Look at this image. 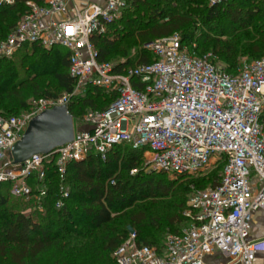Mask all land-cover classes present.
Listing matches in <instances>:
<instances>
[{"label": "built area", "instance_id": "built-area-1", "mask_svg": "<svg viewBox=\"0 0 264 264\" xmlns=\"http://www.w3.org/2000/svg\"><path fill=\"white\" fill-rule=\"evenodd\" d=\"M72 1H26V11L0 38V58L24 46L63 47L74 81L68 93L32 99L17 114L0 113V185L8 184L29 214L43 209L49 171L58 178L54 206L60 208L69 197L68 165L90 155L104 161L119 146L139 150L147 169L172 177L206 175L223 161L214 186L190 193L179 232L167 233L156 247L138 242L132 231L112 256L117 264H204L217 252L235 263L255 264L249 230L252 212H264V58L242 60L230 73L211 53L196 54L194 44L173 34L145 43L151 62L99 61L92 36L105 34L130 0L82 7ZM88 87L114 99L103 109L87 110L70 141L20 162L12 159L11 147L34 116L53 106L67 109Z\"/></svg>", "mask_w": 264, "mask_h": 264}, {"label": "trees", "instance_id": "trees-1", "mask_svg": "<svg viewBox=\"0 0 264 264\" xmlns=\"http://www.w3.org/2000/svg\"><path fill=\"white\" fill-rule=\"evenodd\" d=\"M26 1L42 3V0H14L12 4L0 5V38L26 11ZM160 1L164 2L162 9L153 0H130L122 11V19L108 24L105 34L92 36L97 59L108 61L111 53L127 56L130 45L116 43L134 33L139 44L180 32L183 44H194L196 54L212 49L230 73L236 72L241 55H264V0H224L214 5H209L208 0ZM147 12L150 16L147 20L130 18L132 14ZM118 22L127 29V35L119 33L122 24ZM195 30L200 34L191 43ZM111 33L112 39L108 37ZM211 34L225 39L211 44L208 41ZM153 60L148 49H138L123 65ZM43 75H51L63 93L71 91L74 81L68 73L67 51L63 47L24 46L11 57L0 58V113L12 115L15 102L19 111L25 109L28 104L19 99L23 94L19 88ZM34 93L37 98L59 96L49 91L34 90ZM114 96L103 89L88 87L83 95L69 102L67 110L72 117L79 118L85 108L103 109ZM141 160L139 150L119 146L104 161L90 155L83 161L70 163L66 176L69 197L60 208L54 206L58 178L49 171L43 209L29 214L19 210L20 201L9 194L8 184H1L0 257H7L12 264H117L112 252L127 236L125 227L135 225L138 242L160 247L165 224L173 227L172 232H179L178 226L186 224L182 212L190 185L200 189L206 183L214 186L224 164L220 161L208 175L165 181L161 172L131 175L129 170L138 168ZM158 197L167 200L156 202ZM146 199L149 202L143 203ZM118 217L121 221L115 222ZM144 225L151 230L147 236L140 231Z\"/></svg>", "mask_w": 264, "mask_h": 264}, {"label": "rangeland", "instance_id": "rangeland-1", "mask_svg": "<svg viewBox=\"0 0 264 264\" xmlns=\"http://www.w3.org/2000/svg\"><path fill=\"white\" fill-rule=\"evenodd\" d=\"M152 3H156L158 5V8H160V9L165 7L164 6V2H161L160 0H153ZM155 7H156V5H155ZM152 9H153V7H152ZM122 16H123V13L121 12L119 17H118V19H122L123 18ZM149 17H150L149 16V12L141 13V14L140 13L139 14L135 13V14L130 15V18L131 19H135L136 21H142L144 19L147 20V19H149ZM118 23H120V22H118ZM120 24H122V23H120ZM119 29L120 30H118V31H119L120 34L127 35V33H126L127 29L125 30V28H123V24L120 26ZM173 34L178 35L181 38L180 32H176V33H173ZM199 34H200L199 30H195L193 32V35L191 37V43L195 42V39H196V37ZM112 35H113L112 33L108 34V37H110V39H112L113 38ZM224 39H225V36H215L214 34H211L209 36V38H208V41L211 44H216L217 41H223ZM145 43H147V42H145ZM145 43H139L138 44L136 33H134L132 36H124L121 41H118V43H116V45H121V44L122 45H127V46L130 45V48L127 49V56L114 55L113 53H111V55L108 57V61L112 62V63H120V62L124 63L126 61V59L128 57L134 55L136 53V51H138V49H146L145 48ZM205 53H211L212 57L214 58L215 61L218 62V64L222 65L223 67L225 66L224 62L219 58V55L217 53H213L212 49H208V50L202 52L201 54H205ZM260 58H264V55L258 56L256 54H252V55H247L246 54V55H241L239 57L240 63L242 62V60L251 61V60L260 59ZM136 63H134V64H136ZM25 85L26 86H24L22 88H19L23 92L22 97H20L19 99L20 100H25L27 104L30 103V101L32 99L37 98L35 96L36 94L34 93V90H37L39 92L49 91V92L54 93L56 95H62L63 94V91L57 86L55 80L51 77V75H43V76L38 77L35 80H29L28 83H26ZM85 109H84L82 115L87 111ZM18 111L19 110H18V107H17V102H15L14 106H13V110H12L11 113L14 114V112L16 113ZM0 112H2V111H0ZM82 115L79 118H73V126H74L75 131L80 126V123H79L80 121L79 120L81 119ZM141 158H142L141 163H139L138 168H135V169H137V172L135 174H141L140 176H143L145 174L150 175L153 171H151V170L146 168L145 160H144L145 158H143L142 154H141ZM210 172H208L206 175H208ZM164 175H165L164 176L165 181H167V180L168 181H183V180L189 178V177H172V176L166 175L165 173H164ZM192 177H195V176H192ZM180 179H182V180H180ZM191 185H190V189H189L190 191L186 194L185 208H186L187 200H188V197H189L190 193L192 191L200 189V188H193V186H191ZM208 187H209V184L206 183L204 188H208ZM201 189H203V188H201ZM165 200H167L166 197H158L157 200H155V201L156 202L157 201L162 202V201H165ZM145 202H149V201L146 199V200H144L143 203H145ZM18 204H19V210L24 211V205L21 202L20 203L18 202ZM130 211H131V209L128 210L126 212V214L129 213ZM182 215H183V212H182ZM121 217H123V214L121 215ZM121 217L120 218L118 217L117 219H115V222H120L121 221L120 220ZM161 222H163V221H159L158 223L162 224ZM184 225H185V223H182L178 227L182 228ZM125 229L127 231L126 235H128V233H130L132 231L136 232V229H138V228L135 225V226H129V227L126 226ZM140 231H141L142 235H144V236L146 235L147 236L148 233L151 230L149 228V225H144V226H142L140 228ZM172 231H173V227H170V226L165 224V227H164L163 232H162V240L161 241H163V239H164V237L166 236L167 233H171ZM136 235H137V233H136ZM0 264H12V263L9 261V259L7 257L6 258L5 257H0ZM41 264H43V263H41Z\"/></svg>", "mask_w": 264, "mask_h": 264}, {"label": "water", "instance_id": "water-1", "mask_svg": "<svg viewBox=\"0 0 264 264\" xmlns=\"http://www.w3.org/2000/svg\"><path fill=\"white\" fill-rule=\"evenodd\" d=\"M73 137V121L64 105L53 106L34 116L20 140L10 150L15 162L37 153H47Z\"/></svg>", "mask_w": 264, "mask_h": 264}, {"label": "crops", "instance_id": "crops-1", "mask_svg": "<svg viewBox=\"0 0 264 264\" xmlns=\"http://www.w3.org/2000/svg\"><path fill=\"white\" fill-rule=\"evenodd\" d=\"M88 2L101 3L102 0H73L72 4L84 6ZM249 239L254 242L256 254L255 264H264V212L255 210L251 215V225L249 230ZM204 264H239L230 261L227 257L220 253H213L206 257Z\"/></svg>", "mask_w": 264, "mask_h": 264}, {"label": "snow or ice", "instance_id": "snow-or-ice-1", "mask_svg": "<svg viewBox=\"0 0 264 264\" xmlns=\"http://www.w3.org/2000/svg\"><path fill=\"white\" fill-rule=\"evenodd\" d=\"M69 33L71 32V29H68Z\"/></svg>", "mask_w": 264, "mask_h": 264}]
</instances>
